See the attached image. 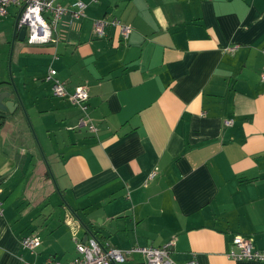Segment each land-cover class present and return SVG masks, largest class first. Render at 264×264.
<instances>
[{"label": "crops", "instance_id": "0c3cea01", "mask_svg": "<svg viewBox=\"0 0 264 264\" xmlns=\"http://www.w3.org/2000/svg\"><path fill=\"white\" fill-rule=\"evenodd\" d=\"M81 1L41 45L18 41L19 6L0 14L14 107H0V264L72 262L93 238L173 241L176 264H264L228 256L237 236L264 250V0ZM114 19L127 40L96 35ZM51 69L69 94L87 88L86 111L53 95Z\"/></svg>", "mask_w": 264, "mask_h": 264}, {"label": "built area", "instance_id": "2783aa9c", "mask_svg": "<svg viewBox=\"0 0 264 264\" xmlns=\"http://www.w3.org/2000/svg\"><path fill=\"white\" fill-rule=\"evenodd\" d=\"M20 7L19 25L26 26L27 41L31 45H41L50 43L56 32L59 23L64 17L69 21L75 22L84 16L86 5L81 0H75L71 7L58 4L55 0H0V14H6L7 9L12 6ZM107 26L119 27L120 33L124 40H127L131 33L132 27L121 23L118 19L112 21H97L94 26L95 33L98 37H103ZM234 51V49H231ZM57 72L51 69L47 80L52 81L53 95L55 97H65L69 95L72 101L79 105L83 111L88 109L87 101L89 93L86 87H78L74 93L69 94L64 83L56 79ZM264 81V67L261 74ZM84 118L80 120L79 126L87 125ZM227 126H232L233 121H225ZM92 131L96 128L91 125ZM233 244L238 251L232 250L228 256L235 260H250L264 262V250H258L250 239L237 236ZM24 247L35 250L41 245L39 237L29 236L23 240ZM174 242L169 241L162 247H134L130 250H120L112 246H104L97 239H90L88 243L82 242L77 244V258L72 262H61L53 259L47 260L44 264H124L131 254L139 253L143 255L148 264H176L171 259ZM185 264H198L196 260H191Z\"/></svg>", "mask_w": 264, "mask_h": 264}, {"label": "water", "instance_id": "95a60500", "mask_svg": "<svg viewBox=\"0 0 264 264\" xmlns=\"http://www.w3.org/2000/svg\"><path fill=\"white\" fill-rule=\"evenodd\" d=\"M16 28H17V31H19L18 41L23 42L25 40V37H26L27 28H26V26L20 27V25H19V17H18V20H17V23H16ZM10 97H11V92H5V93L0 95V107L1 108L9 109L10 111H12V109L14 108L13 107V102L9 101V102L3 103V100L5 98H10Z\"/></svg>", "mask_w": 264, "mask_h": 264}, {"label": "rangeland", "instance_id": "374dc122", "mask_svg": "<svg viewBox=\"0 0 264 264\" xmlns=\"http://www.w3.org/2000/svg\"><path fill=\"white\" fill-rule=\"evenodd\" d=\"M39 130V129H38ZM42 133H41V131H40V135H41ZM42 136V135H41Z\"/></svg>", "mask_w": 264, "mask_h": 264}]
</instances>
